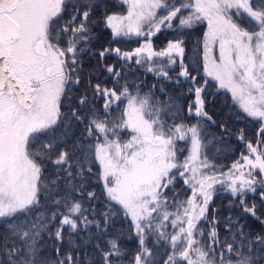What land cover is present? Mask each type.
<instances>
[{
	"label": "snow or ice",
	"instance_id": "6c2138e0",
	"mask_svg": "<svg viewBox=\"0 0 264 264\" xmlns=\"http://www.w3.org/2000/svg\"><path fill=\"white\" fill-rule=\"evenodd\" d=\"M123 2L128 5L127 14L107 16L106 25L115 38L142 37L146 43L131 52L105 48L98 53L101 59L115 53L123 64L120 68L105 66V71L115 77L116 87L93 85V98L104 101L101 107L106 115L113 104L119 106L126 99L127 105L122 110L120 123L109 126L107 120L89 119L88 122L89 136L103 137V143L94 146V159L99 162V178L109 201L99 213L100 219L90 220L84 215L90 209L84 208L80 201H73L67 192L60 199H53L57 209L50 216L37 212L30 217L29 213L39 204L38 191L45 159L58 166V171H63L67 187L77 192L84 187L71 184L75 169H79L75 171L76 176L84 175L81 160L72 161L65 151H60L52 160L54 142L40 144L37 151L32 149L36 147L33 141L46 135L62 118L60 98L78 67V52L84 50L78 46L81 42L87 43L91 36L87 26L91 5H81L87 9L82 16L73 15L57 29V19L62 16L67 0H0V218H8V231L0 238V246L5 250L8 264H37V241L57 217L55 232L48 234L58 241L63 239L65 226L71 233L93 225L101 234L106 233L117 206L125 218L130 217L138 237L139 251L132 264H254L250 256L236 250L234 243H225L223 249L216 247L220 243L216 218L208 220V208L216 185L226 186L233 196L256 192V185H260L264 194V178L257 180L253 174L256 169L264 173V151L259 147L264 145V140H258L257 146L246 143L248 155L242 154L227 172L219 171L202 153L205 145L201 137L205 129L199 122L168 125L161 116L175 118L171 107L150 106L147 97L132 95L127 83L121 85L120 80L126 71L124 65L129 61L137 66L150 64L152 66L146 71L171 80L168 71L163 69L174 70L179 60L177 77H184L186 82L193 84L188 94L195 95L188 106L189 116L211 120L203 111L201 93L204 89L195 87L196 77L183 63L184 41L169 40L162 50L154 51L148 39L160 32L162 26L171 29L173 21H178L177 28H185L207 20L205 73L218 81L220 88L231 92L244 113L264 122V0H259L258 4L255 0H181L178 6L176 0L171 4L169 0ZM158 10L167 15L158 16ZM73 11L79 13L80 8ZM182 11H189V15H179ZM77 19L80 23L73 27ZM236 21L246 22L253 30ZM216 42L220 49L219 62L209 57V46ZM61 43L66 47L61 48ZM161 58H166V64L154 63ZM176 82L179 83V79ZM88 100L85 96L79 103L87 104ZM89 111L95 115L94 109ZM72 116L81 119L76 112ZM118 128L131 130L127 142L109 139L110 135H117ZM260 135L264 136V125ZM178 141L188 145V155L182 162H177V152L184 151L177 149ZM92 152L89 148L84 154V163L89 162ZM252 156L254 159L250 158ZM87 171L91 172V168ZM178 177L189 186L191 196L173 203L163 190L173 186ZM56 182L53 180L52 184ZM87 196L89 200L95 199L94 192ZM240 203L244 205L245 202L241 200ZM60 206L65 212L59 211ZM169 207L174 210L169 211ZM244 211L255 216V206H245ZM91 214H96L94 209ZM201 223L208 224L207 230L200 227ZM239 235L244 238L242 232ZM149 240L154 247L163 244L170 249L162 262L155 259L147 244ZM261 240L264 237H256V241ZM106 243L108 251L96 245L100 264H113L112 258H120L124 253L115 239ZM231 254L237 257L235 261L225 258ZM58 264L77 262L68 255Z\"/></svg>",
	"mask_w": 264,
	"mask_h": 264
},
{
	"label": "trees",
	"instance_id": "16d2710c",
	"mask_svg": "<svg viewBox=\"0 0 264 264\" xmlns=\"http://www.w3.org/2000/svg\"><path fill=\"white\" fill-rule=\"evenodd\" d=\"M171 2L172 0H169L170 4ZM180 2L181 0H176L177 6ZM258 3L259 0H255V4ZM83 4L91 5V14L87 21V26L91 30L90 39L87 43L81 42L78 46L84 50L78 52V67L72 74L71 80L66 84L65 93L60 98L62 118L46 135L39 136L38 140L33 141L36 147L32 150H39L40 144L54 142L52 160L57 158L60 151L68 152L72 161L81 160L84 175L83 177L76 176L75 171L79 169H75L71 184L78 187L84 185V187L80 188L78 192L67 187L68 181L65 179L63 171H58V166L54 165L51 160L45 159L38 191L39 204L33 208L32 213H29L30 217L37 212L50 216L51 212L57 209V206L52 203L53 199H60L66 192L73 197V201H80L84 208L90 209L89 212L84 213L90 220H99V213L109 202L104 185L99 178V164L94 159V146L98 140L89 136L88 122L89 119H98L107 120L109 124L120 123L126 99L123 103H119V106L113 104L112 109H109L106 115L101 107L104 101L93 98V85L99 83L102 87H116L113 83L115 77L105 71V66L115 65L120 68L123 64L115 53L106 54L103 59L98 53L105 48H120L121 52H131L141 46L143 38L135 36L115 38L112 29L106 25L105 18L107 16L127 11L128 5L123 0H67V6L62 16L57 19V29L65 25L73 15L82 16V12L87 10L81 7ZM74 8H80V12L75 13ZM160 14L167 15L164 11H161ZM179 15L186 17L189 15V11H182ZM79 23L80 19H77L72 26L76 27ZM176 24L178 21H173L171 29L162 26L160 32L149 38L153 50H162L169 40L181 39L184 41L183 63L189 67L191 75L196 77L195 87L204 89L201 93L204 100L203 111L211 117V120L195 115L189 116L188 106L195 100V95L188 94V89L192 88L193 84L186 82L184 77H177V73L180 71L179 60L173 66L174 70H169L167 67L163 69L168 71L171 80L157 76L155 72L146 71L148 67L152 66L150 64L145 63L143 66H137L134 61H129L124 65L126 71L123 73L120 84L127 83L129 91L134 96L147 97L150 106H157L161 109L171 107L175 118L173 115L161 116V119L168 125L181 122L192 125L199 122L205 129L201 137L202 143L205 145L202 153L207 156L210 163L216 165L217 170L225 172L231 161L239 157L240 154L247 153L244 148L246 143L251 142L253 146H257L258 140H264V136L260 135L264 122L242 113L233 101L231 94L218 87L217 83L205 73V20L185 28H177ZM60 47L64 48L66 44L61 43ZM154 63L166 64V58H161ZM177 79H179V83L176 82ZM77 80L79 83H76ZM117 90L119 89L117 88ZM85 96L89 98L88 103L80 104V99ZM89 109H94L95 115ZM73 112H76L81 119H75L72 116ZM177 145V149L184 150L177 152L178 156L183 158L187 145L183 141H178ZM259 147L264 150V145ZM89 148H92L93 152L89 155V162L84 163L83 157ZM89 168H91V172L87 171ZM255 178L260 180L264 178V175L258 173ZM53 180L57 181L55 185L52 184ZM256 188V192L246 191L243 195L233 196L226 186L216 185L209 203L208 220L210 221L213 216L216 218V230L220 241L217 248L223 249L225 243H234L236 250L242 251L245 256H250L254 264H264V240L256 241L257 236L264 237V194L260 191V185H256ZM163 191L169 201L173 203L175 200H186L191 194L189 186L185 185L183 178L179 177L173 186ZM89 192L95 193V199H88L87 193ZM241 200L245 202L244 205L240 203ZM245 206H255V216L245 212ZM171 208L169 207L168 210L173 211L174 209ZM92 209H94L95 215L91 214ZM59 211L65 212L64 207L60 206ZM114 212L115 215L111 217V226L106 233L101 234L94 225L86 230L71 233L70 229L65 226L63 239L59 241L48 234L55 232L59 222V217H57V221L51 224L37 241V264H58L68 255H71L77 264H100V253L97 251L96 245L99 244L101 250L108 251L106 242L109 239H115L120 250L124 253L120 258L113 257V264H132L135 254L139 251L138 237L135 235L129 217L125 218L123 212L118 210V206ZM7 220L8 218H0V238L4 237L8 231ZM200 227L207 230L208 224L201 223ZM169 231L171 232V229ZM241 232L244 238L239 235ZM147 244L149 248H152L157 261L162 262L170 252V249H166L163 244L154 247L152 240L147 241ZM225 258L233 261L237 259L234 254ZM0 264H8L2 246H0Z\"/></svg>",
	"mask_w": 264,
	"mask_h": 264
},
{
	"label": "rangeland",
	"instance_id": "374dc122",
	"mask_svg": "<svg viewBox=\"0 0 264 264\" xmlns=\"http://www.w3.org/2000/svg\"><path fill=\"white\" fill-rule=\"evenodd\" d=\"M160 10H158V16H163L162 14H160ZM127 14V11L126 12H124V13H122V14H115V15H126ZM111 15H113V14H111ZM234 20H235V17H234ZM237 23H241V26L242 27H244V28H247V29H249L250 31L252 30V28H251V26L249 25V24H247L246 22H241V21H236ZM205 23H206V28H205V31H204V36H205V33L207 32V30H208V23H207V20H205ZM150 38V37H149ZM148 38V39H149ZM54 43V42H53ZM144 43H146V40L143 38V41H141V45L142 44H144ZM210 51H209V57H210V59L211 60H215L216 62H219V52H220V49H219V43L218 42H216V43H214V44H210ZM209 77H211V76H209ZM216 83H217V85H218V87H220L219 86V82L218 81H216L213 77H211ZM226 91H228L227 89H225ZM230 94H231V92L230 91H228ZM231 96H232V94H231ZM234 101V100H233ZM235 102V101H234ZM237 105H238V107H239V104L237 103V102H235ZM126 105H127V100L126 101H124V104H123V109L126 107ZM240 108V107H239ZM240 110H241V112L242 113H244L243 112V110L240 108ZM245 115H247L246 113H244ZM248 116V115H247ZM122 117V116H121ZM125 119H126V117H125ZM112 124H109V126H111ZM116 132H117V135L115 136V137H113V136H109V139H118L121 143H124V142H127L130 138H131V135H132V133H131V130L130 129H127V128H118V129H116ZM42 136V135H41ZM98 141H97V143L99 142V143H103V137L101 136V137H99L98 139H97ZM176 147H178V145H176ZM187 148H188V145H187ZM244 148H245V146H244ZM246 149V148H245ZM260 150L261 151H264L262 148H260ZM243 155H248V152L247 153H242ZM242 154H240L239 155V157H237L235 160H233V161H231L230 162V165H228V167L226 168V171L225 172H227L228 170H229V168L231 167V165L233 164V163H235L236 161H238V160H240V157H241V155ZM188 155V151L186 150V154L183 156V158L180 156H178V153H177V157H178V160H177V162H182L183 160H184V158L186 157ZM201 158H203V157H201ZM250 158H252V159H254V156H252V157H250ZM97 163L99 164V162L97 161ZM241 163H243V161H241ZM101 172V168H100V165H99V173ZM258 173H260V171H259V169H256V170H254V172H253V174H254V176L255 177H257L258 176ZM263 175H264V173H262ZM101 183L103 184V181L101 180ZM104 185V184H103ZM191 196V194H189V196L188 197H190ZM171 209H173V208H171ZM129 219H130V217H129ZM130 221H131V219H130Z\"/></svg>",
	"mask_w": 264,
	"mask_h": 264
}]
</instances>
